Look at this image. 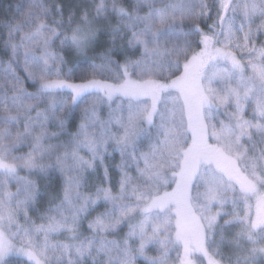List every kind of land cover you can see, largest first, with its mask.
<instances>
[{"label": "snow or ice", "instance_id": "1", "mask_svg": "<svg viewBox=\"0 0 264 264\" xmlns=\"http://www.w3.org/2000/svg\"><path fill=\"white\" fill-rule=\"evenodd\" d=\"M0 264H264V0H0Z\"/></svg>", "mask_w": 264, "mask_h": 264}, {"label": "trees", "instance_id": "2", "mask_svg": "<svg viewBox=\"0 0 264 264\" xmlns=\"http://www.w3.org/2000/svg\"><path fill=\"white\" fill-rule=\"evenodd\" d=\"M14 2H15V0H2V3H3L4 5L9 4V3H14ZM74 65H75V61H71V62L68 64L67 67H68V68H72ZM66 70H67V69H66ZM78 76H79V73H77V76L74 77V79H77ZM77 82H78V79H77Z\"/></svg>", "mask_w": 264, "mask_h": 264}, {"label": "rangeland", "instance_id": "3", "mask_svg": "<svg viewBox=\"0 0 264 264\" xmlns=\"http://www.w3.org/2000/svg\"><path fill=\"white\" fill-rule=\"evenodd\" d=\"M173 211H175V210H173ZM189 226H194V222H190Z\"/></svg>", "mask_w": 264, "mask_h": 264}]
</instances>
